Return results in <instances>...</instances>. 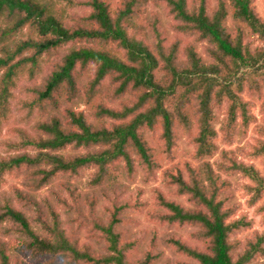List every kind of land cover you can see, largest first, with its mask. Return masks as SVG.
I'll list each match as a JSON object with an SVG mask.
<instances>
[{
    "label": "trees",
    "instance_id": "16d2710c",
    "mask_svg": "<svg viewBox=\"0 0 264 264\" xmlns=\"http://www.w3.org/2000/svg\"><path fill=\"white\" fill-rule=\"evenodd\" d=\"M68 1L90 10L71 23L53 0H0V127L9 118L19 79H34L59 56L42 83L27 89L29 106L40 110L36 134L17 128L20 141L8 143L34 153L0 154V189L6 175L22 176L21 185L0 190V264H27L23 253L31 260L47 257L44 264H264V237L243 247L231 238L241 223L229 221L225 196L228 188L233 192L231 176L241 173L255 182L248 186L254 199L264 197V172L217 142L220 132L231 143L254 125L246 154L264 157V16L255 0ZM150 1L173 23L166 26L157 13L151 17ZM203 41L208 57L197 51ZM247 94L262 99L261 121ZM82 101L95 103L97 116L107 122L88 123L75 108ZM178 127H195L198 164L166 168L167 194L154 188L148 208L140 199L143 189L131 196L130 184L138 172L149 182L162 159L173 158ZM69 147L86 151L65 153ZM217 153L221 159L212 163ZM91 168V190L80 194V177ZM55 182L74 196L66 219L57 211L53 189L40 197ZM143 209L167 228L196 226L192 236L203 246L165 229L162 235L153 229L146 243L136 234L122 238L137 223L132 214ZM88 218L104 239H77ZM158 241L193 261L163 259Z\"/></svg>",
    "mask_w": 264,
    "mask_h": 264
},
{
    "label": "rangeland",
    "instance_id": "374dc122",
    "mask_svg": "<svg viewBox=\"0 0 264 264\" xmlns=\"http://www.w3.org/2000/svg\"><path fill=\"white\" fill-rule=\"evenodd\" d=\"M55 2V6L63 13L64 18L68 22H74L73 17H77L76 15L83 13L85 10L89 11V7H84L78 3H70L68 0H53ZM78 1V0H77ZM216 0H211L212 4L215 3ZM148 9L150 11V16L154 15L153 13H157L161 16L162 22L165 23L166 26H169L173 23L172 17L168 15V13L163 10L161 5H158L152 1L147 3ZM254 7L257 12H259L262 16H264V0H255ZM145 24H147L144 21ZM174 33L175 31L172 30ZM253 39V38H252ZM261 42L259 40L254 41V45H259ZM185 45V43H183ZM208 43L203 41L197 44V51L201 53L202 56L208 57L206 47ZM59 59V56H52L47 63H45L44 68L40 74H38L34 79H30L26 75L22 76L19 79L17 87L14 89L13 93L14 96L10 100V115L9 118L2 123L0 127V154L3 156H7L13 153H20L24 151H28L30 153H34V149L32 147L29 148H12L9 146L8 143L10 142H18L21 139L20 132L17 128L27 131L29 134H36L35 125L36 122L41 117L39 113L38 107L31 108L29 105V101H31L32 94L27 90L28 87H32L34 85H38L42 83L44 77L49 73L50 69L52 68V63ZM1 75V73H0ZM264 92V90H263ZM247 99L252 100L251 96L248 94L245 96ZM257 103L256 106L253 107L254 113L257 115L258 120L261 118L262 114L260 111L259 104L262 101L258 100V97H254ZM113 103L108 102V105ZM78 112H83L88 123H100L104 124L105 120L101 119L96 114V104L87 101L79 102V104L75 107ZM223 112L224 110H220L217 113L218 121L215 124L216 128L219 130L221 126V121L223 119ZM65 121L67 119H64ZM108 120H110L108 118ZM261 121V119H260ZM253 126L251 125L249 132L247 135L244 136H237L231 143H226L221 139V132L219 133V138L217 140L220 148L234 150V152L238 155L239 161H242L246 164H253L257 169L264 172V157H255L254 155H247L246 153L251 151L252 145L254 143L255 133L253 131ZM195 127L192 130H185L181 127H178L176 130V144L178 146V151L172 152V159H162L161 166L156 171L155 177L150 180L149 182L145 183L143 181V176L141 172H138L135 176L133 182L130 184L129 187V194L131 196H135L138 192V189H143L142 193L140 194V199L142 201H146L148 203V208H151L153 202L155 201V190L154 188L158 187L162 189L167 194V188H165L163 181H164V171L170 165H180L184 167L188 164L197 165L198 160L194 157L195 145L193 143L194 131ZM151 134L148 132L146 133L145 137L151 142V144L159 150V144L157 142L151 141ZM10 141V142H9ZM243 148L245 149V153H243ZM85 147L80 148H67L64 152L65 153H73V152H85ZM221 159V155L217 153L213 158H211L212 163H216L218 160ZM189 166V165H188ZM94 169H87L83 172L82 176L79 180V188L78 192L81 194L88 193L92 186H89L88 183L91 180L92 173ZM224 176V175H223ZM22 176L15 177L13 175H6L5 181L1 185L0 190H11L13 185H21ZM255 182L246 176H243L241 173L235 176H231V185L233 192H229V188L226 191V198H227V206L231 210V216L229 217V221H240L241 229H237L233 235L234 237L238 238L241 243V247L244 246L245 242L248 240L259 238V236L264 237V211L260 210V207L264 205V197H260L259 199L255 200L253 193L250 192L248 186H253ZM51 188V189H50ZM52 189L54 190L53 198L57 203V211L61 213L62 219L68 218L69 214L67 212L68 209H74L73 201L74 196L72 197L70 190L62 188L61 184L55 182L54 184L44 188L40 192V197L46 194H51ZM127 196V194H126ZM181 199V197H180ZM182 200L185 201L187 205H190V202L187 200V196L182 197ZM101 202V201H100ZM96 210L99 215H103L104 208L101 207L100 204L97 203ZM76 214V213H75ZM135 216L137 223L133 224L129 231L122 237L128 239L132 235L136 234L140 238H143V242L146 243L153 231L158 232L159 235H162L164 229L169 230L170 232L176 233L181 239L185 240L187 243L194 245V246H203L199 240H196L192 233L196 231L198 228L194 225H185L179 226L175 225L174 227L167 228L160 223H155L149 219L146 209L142 210L140 213H133ZM68 227V226H67ZM78 240H82V242H91L94 240H99L101 238L104 239L102 233H98V230L95 226V222L93 218H88L86 226L82 228L81 231L76 233ZM158 248L164 250L163 259H180L185 261H193L190 257L186 254H180L173 252V249L167 247L166 245H162L158 241ZM140 256V254H138ZM22 258L27 262V264H44L43 262L47 257H42L37 260H31L27 256V254L23 253ZM261 260L264 261V257H260ZM198 263V262H197ZM162 264V261L159 262Z\"/></svg>",
    "mask_w": 264,
    "mask_h": 264
}]
</instances>
